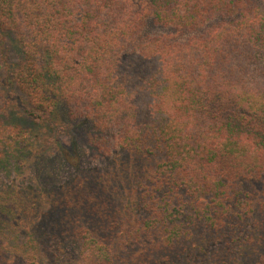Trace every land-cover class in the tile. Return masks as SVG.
Instances as JSON below:
<instances>
[{
  "label": "trees",
  "instance_id": "16d2710c",
  "mask_svg": "<svg viewBox=\"0 0 264 264\" xmlns=\"http://www.w3.org/2000/svg\"><path fill=\"white\" fill-rule=\"evenodd\" d=\"M5 71L0 264H264V0H0Z\"/></svg>",
  "mask_w": 264,
  "mask_h": 264
},
{
  "label": "rangeland",
  "instance_id": "374dc122",
  "mask_svg": "<svg viewBox=\"0 0 264 264\" xmlns=\"http://www.w3.org/2000/svg\"><path fill=\"white\" fill-rule=\"evenodd\" d=\"M146 30L148 35L165 34L168 32L167 30L157 27L151 23L148 24ZM14 58L15 54L13 52H9V60L13 61ZM5 77L6 71L2 72L0 75V116H4L7 118L9 116V113L12 111L14 112V110L16 109V104L15 99L12 95L13 92H11V89L4 81ZM0 119L2 118L0 117ZM10 124H12V122ZM44 144L45 145L40 150V153L42 155L51 156V158H58L59 156L61 157V159L67 160L69 165L75 163L79 164L82 162V164H86L87 166H95L105 163V161L102 159L103 157L99 156L97 153H94L95 151L92 149L93 146L91 145V142L86 135V131L81 128H78L77 136H73L69 133L62 134L58 133L57 131L50 132ZM61 154L63 157L61 156ZM61 159L57 163L60 164L62 170L64 166L61 163ZM29 162H32V160H30ZM25 172H27V170L24 167L21 173L23 174ZM22 174L20 175L22 176ZM66 174L67 173L62 171L61 178L66 180ZM0 178L1 182L9 184L13 177L8 178L5 175H0ZM16 228V232L12 234L6 233L3 236L4 243L11 251V254H17L21 258L27 259L28 257H30V252L28 253V251L32 249H30L29 246H33L29 243V240L27 238L18 235L22 230L21 227ZM21 234L23 235V233ZM41 245L43 244L41 243ZM63 260L68 261V256H64Z\"/></svg>",
  "mask_w": 264,
  "mask_h": 264
}]
</instances>
